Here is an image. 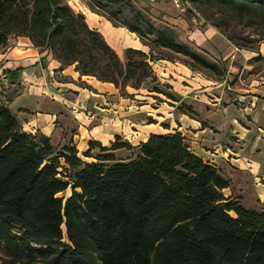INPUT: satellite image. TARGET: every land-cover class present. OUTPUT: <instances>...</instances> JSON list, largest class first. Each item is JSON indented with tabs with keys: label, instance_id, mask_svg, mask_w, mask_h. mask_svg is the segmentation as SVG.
Instances as JSON below:
<instances>
[{
	"label": "trees",
	"instance_id": "obj_1",
	"mask_svg": "<svg viewBox=\"0 0 264 264\" xmlns=\"http://www.w3.org/2000/svg\"><path fill=\"white\" fill-rule=\"evenodd\" d=\"M85 1L135 33L148 54L128 48L121 59L62 0H0V50L26 37L61 67L74 64L79 75L121 91L155 83L149 62L176 55L193 70L226 71L132 0ZM186 1L205 8V22L238 49L256 51L264 41V0ZM9 100L0 88V264H264V208L226 198L228 180L180 133L150 135L135 147L120 137L109 148L90 141L83 156L94 161L85 162L74 146L57 151L48 137L23 131ZM122 148L131 155L111 153Z\"/></svg>",
	"mask_w": 264,
	"mask_h": 264
},
{
	"label": "crops",
	"instance_id": "obj_2",
	"mask_svg": "<svg viewBox=\"0 0 264 264\" xmlns=\"http://www.w3.org/2000/svg\"><path fill=\"white\" fill-rule=\"evenodd\" d=\"M90 29L98 31L121 58L130 48L148 54L135 33L113 26L92 12L85 0H68ZM155 25L171 28L179 42L225 68L219 76L193 70L176 55L149 62L156 79L123 91L112 83L81 76L75 65L61 67L50 51L33 46L26 37H11L0 50V81L8 107L23 131L49 138L55 150L71 145L85 162L89 142L109 148L120 137L132 147L150 135L180 133L187 147L214 166L229 185L226 198H237L246 209L264 208V77L251 72L257 51L238 49L204 19L171 0H132ZM69 5V4H68ZM252 60V61H251ZM208 72V71H206ZM157 86V90L152 87ZM99 152L91 149L92 156ZM117 158L131 155L124 148ZM69 191V190H68ZM70 193V191H69ZM69 195V194H68Z\"/></svg>",
	"mask_w": 264,
	"mask_h": 264
},
{
	"label": "rangeland",
	"instance_id": "obj_3",
	"mask_svg": "<svg viewBox=\"0 0 264 264\" xmlns=\"http://www.w3.org/2000/svg\"><path fill=\"white\" fill-rule=\"evenodd\" d=\"M62 1H65V2H67L68 4H69V6H70V3L68 2V0H62ZM134 3V2H133ZM135 4V3H134ZM135 6L137 7V8H139V3H137V4H135ZM71 7V6H70ZM143 8H144V12L147 14V12H149V8L148 7H144V6H142ZM180 7H183V5H182V3H181V5H180ZM184 7L189 11V12H191L194 16H197L198 18H202L203 19V17L205 16V15H207V12L208 11H206L205 10V8H203V7H199V6H197V5H194V4H191L189 1H187V3L186 4H184ZM143 11V10H142ZM127 12V11H126ZM148 15V14H147ZM247 32L245 31V34H246ZM260 44H264V41H262ZM260 44L259 45H257V50L259 49V46H260ZM256 46V45H255ZM256 50V51H257ZM252 61V60H251ZM253 66H252V69H251V72H253L255 75H257V74H259V76L257 77V79L259 78V77H264V57H256V59H254L253 60V64H252ZM204 74H208V75H212V73H210V72H206L205 71V73ZM68 194H69V191L67 190V191H65V192H63V193H59L57 196L58 197H61V198H66L67 196H68Z\"/></svg>",
	"mask_w": 264,
	"mask_h": 264
},
{
	"label": "built area",
	"instance_id": "obj_4",
	"mask_svg": "<svg viewBox=\"0 0 264 264\" xmlns=\"http://www.w3.org/2000/svg\"><path fill=\"white\" fill-rule=\"evenodd\" d=\"M148 1H154V0H148ZM171 1L176 7H180V5L182 3V0H171ZM5 79H6L5 75H4L3 71L0 68V81L1 80H5Z\"/></svg>",
	"mask_w": 264,
	"mask_h": 264
}]
</instances>
